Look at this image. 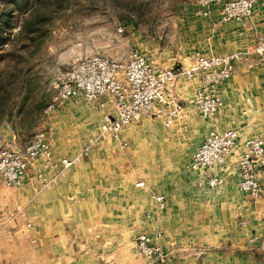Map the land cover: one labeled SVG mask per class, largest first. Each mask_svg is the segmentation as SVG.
Segmentation results:
<instances>
[{"label": "crops", "instance_id": "1", "mask_svg": "<svg viewBox=\"0 0 264 264\" xmlns=\"http://www.w3.org/2000/svg\"><path fill=\"white\" fill-rule=\"evenodd\" d=\"M194 2L185 14L186 57L238 56L233 77L220 87L222 109L213 120L202 122V129L206 127L203 136L211 130L233 129L239 133L240 148L225 164L211 170V176L223 178L224 184L212 188L202 171L192 170L186 175L174 169L158 175L157 190L148 191V179L142 180L145 188H136L141 182L137 181L134 189H128L118 185L120 175L116 172L110 182L97 167L108 164L109 156L107 161L95 156L83 159L63 170L53 186L43 191H39L42 181L31 176L17 196V205L28 213L26 223H0L1 260L13 244L12 262L8 264H146L135 252L136 237L163 231L160 245L168 255L166 264H264L255 256L264 252L248 245L252 235L264 234V194L253 199L240 192L238 167L245 152L243 144L255 135L264 138V57L251 53L264 37V0H256L253 17L244 23H223L220 5L211 6L206 16V10ZM184 81L175 89L186 107L185 124L169 132L176 138L181 137L180 132L191 133L198 116L193 102L196 85ZM84 102L78 98L72 107L67 105L59 115L60 123L54 125L56 131L49 133L53 160L58 163L82 151L80 127L74 128L72 123L81 116L77 104ZM93 105L104 116L113 114L110 107L103 110ZM158 120L165 127L163 120ZM103 123L104 118L100 131ZM121 139L125 141L122 135ZM204 139L197 142L190 163ZM112 141L118 145L109 138L108 142ZM38 166L45 178H53L51 170L43 168L42 163ZM258 179L264 185V170ZM108 184L111 188L106 187ZM153 191L167 197L165 209L158 210L149 200ZM192 244L215 245L225 251L203 252L195 257L187 246Z\"/></svg>", "mask_w": 264, "mask_h": 264}, {"label": "rangeland", "instance_id": "2", "mask_svg": "<svg viewBox=\"0 0 264 264\" xmlns=\"http://www.w3.org/2000/svg\"><path fill=\"white\" fill-rule=\"evenodd\" d=\"M194 3V0H36L30 11L16 14L15 27L5 34L9 41L0 46V83L6 87L0 110V151L5 147L24 150L35 135L56 131L54 125L60 123L59 115L67 105L72 107L74 100L46 114L54 95L53 84L57 75L78 59L99 53L125 61L132 50H138L164 68L188 65L185 14ZM5 11L9 10L0 7V14ZM35 17L42 19L34 22L31 30L24 31V26ZM77 105L81 116L72 124L74 128L80 127L78 135L83 141L78 155L83 153V159L95 156L103 161L111 157L108 164H96L110 177V182L114 172L120 175L118 185L128 189H134L137 181L148 179L149 191L157 190L158 175L163 171L178 169L186 175L191 173L193 150L206 136H203L206 127L202 129L205 120L199 115L193 131L180 132L179 138L169 132L176 125H184L185 117L176 121L172 129H165L158 119L135 122L123 131L128 145L122 148L120 143H109V137L102 136L99 127L104 115L96 105L86 102ZM21 189L0 188V223H26L28 213L17 205ZM155 207L159 210L157 204ZM146 217L151 222V216ZM187 246L193 249L190 252L195 257L203 252L225 251L209 244ZM12 252L13 244L4 253L7 259H0V264L11 263ZM255 256L264 263V253Z\"/></svg>", "mask_w": 264, "mask_h": 264}, {"label": "built area", "instance_id": "3", "mask_svg": "<svg viewBox=\"0 0 264 264\" xmlns=\"http://www.w3.org/2000/svg\"><path fill=\"white\" fill-rule=\"evenodd\" d=\"M206 10L214 5L221 6L223 23H244L253 17L256 0H195ZM264 57V37L251 52ZM237 55L203 57L192 55L188 65L164 68L151 62L138 50H132L127 60H116L107 55L93 54L71 63L60 72L53 84L54 95L46 114L55 112L63 104L82 98L90 104H97L103 110L110 107L111 114H105L101 134L112 138L124 148L128 144L121 139L122 132L131 124L143 119L161 118L166 128L184 118L185 104L176 93V87L183 79L195 83L194 105L197 114L204 120H213L224 102L220 87L235 73ZM236 130H211L194 153L190 168L202 171L210 187L224 184V179L211 176V170L226 163L231 154L240 148ZM238 167L239 190L253 199L264 194V185L258 174L264 170V138L252 136L244 144ZM83 161V153L71 160L58 163L53 160L50 134L42 132L26 145L24 150L5 147L0 151V188L21 189L27 178L34 176L45 189L55 183L63 170ZM53 172V178L44 177L43 170ZM136 188H145V182L136 183ZM41 188L39 190H41ZM152 201L160 210L166 208L167 197L156 191L151 193ZM163 231L141 233L135 240V252L146 264H166L168 255L160 245ZM248 245L264 252V234L252 235ZM109 264H116L111 261Z\"/></svg>", "mask_w": 264, "mask_h": 264}, {"label": "trees", "instance_id": "4", "mask_svg": "<svg viewBox=\"0 0 264 264\" xmlns=\"http://www.w3.org/2000/svg\"><path fill=\"white\" fill-rule=\"evenodd\" d=\"M36 0H0V7L6 8L9 10L6 13L0 14V46L7 44L9 38L5 37V34H9L12 29L16 25L15 16L16 14H25L30 11L33 3ZM42 19L39 17H35L32 22L28 23V25L24 26V31L30 29L31 25L40 22ZM2 60V56H0V62ZM6 91V87L3 83H0V110H2V106L4 104V95L3 92ZM2 117V116H1Z\"/></svg>", "mask_w": 264, "mask_h": 264}]
</instances>
